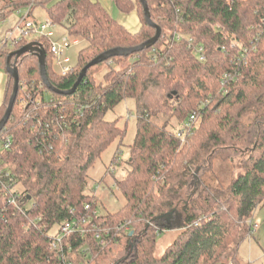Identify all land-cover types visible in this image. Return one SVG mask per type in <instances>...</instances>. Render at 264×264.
Here are the masks:
<instances>
[{
  "label": "trees",
  "instance_id": "obj_1",
  "mask_svg": "<svg viewBox=\"0 0 264 264\" xmlns=\"http://www.w3.org/2000/svg\"><path fill=\"white\" fill-rule=\"evenodd\" d=\"M51 1L0 0V22L42 6L54 26L86 41L76 65L60 75L53 69L50 40H35L46 51L49 83L60 92L70 90L97 56L140 46L155 35L139 0H111L121 13L137 11L141 28L135 34L97 1ZM145 2L161 29L155 45L90 68L71 96L46 89L34 55L19 59L20 86L0 133L11 145L0 152V162L12 173L16 190L21 188L25 213L5 206L0 187V264H60L48 231L84 214L86 204L97 208L95 195L86 192L88 172L124 138L126 129L104 118L126 99L136 105V133L128 171L115 180L124 204L97 218L113 231L104 248L88 239L68 240L74 264L85 260L79 252L86 246L85 264H224L228 256L231 264H243L238 244L248 236L255 208L264 204V0ZM189 40L203 47L204 61L188 48ZM27 43L23 39L11 51ZM244 48L248 52L240 60ZM9 53L0 54L3 68ZM124 59L130 63L112 68ZM104 66L109 70L97 83L95 75ZM7 76L0 120L13 89ZM192 113L197 117L192 134L181 142L176 132ZM60 116L67 123L63 132L45 128ZM173 209L181 215L179 235L156 258V238L166 223L153 220Z\"/></svg>",
  "mask_w": 264,
  "mask_h": 264
},
{
  "label": "rangeland",
  "instance_id": "obj_2",
  "mask_svg": "<svg viewBox=\"0 0 264 264\" xmlns=\"http://www.w3.org/2000/svg\"><path fill=\"white\" fill-rule=\"evenodd\" d=\"M58 0H52L50 4ZM100 1L103 6L106 5L110 11L109 15L117 21L121 14L115 4L108 0H93ZM33 8V7H32ZM28 12V8L22 9L19 12L9 14L3 22H0V33L3 34L7 29H12L18 20ZM29 19L34 20L38 24H45L47 20L46 9L38 6L32 9ZM48 31L52 32L55 38L62 35H67L62 26H53ZM69 36V35H68ZM73 37V36H72ZM41 38L37 34L28 36L25 40L29 43ZM75 38V37H74ZM78 44L70 46L63 53V58H68V63L64 64L65 67H74L77 62V55L79 50L84 48L86 41L76 38ZM12 50V49H11ZM10 50V52H11ZM3 62L4 59L0 58ZM130 63L129 60L124 59L120 64H112L113 69H119ZM53 69L58 72V66L53 65ZM109 70L108 66H104L96 75L95 80L97 83L102 81L103 75ZM49 98V94L46 96ZM106 121H117L119 128H125V135L122 141L116 140L111 147H109L100 157L95 165L89 170V181L87 193L96 192L97 210L99 214L114 213L124 204L123 198L120 196L119 191L115 188V180H121L125 177L128 167L126 161L129 157V146L133 143L136 133V105L133 100L126 99L120 102L113 110L106 113ZM1 147V143H0ZM114 170L111 175L108 169ZM21 188L17 185V191ZM251 221L258 225L250 237L246 236L239 242L237 247V256L243 264H263L264 254V204L257 206L253 212ZM58 231L54 227L48 231L50 237H54ZM179 235V229L162 230L156 238V247L154 255L156 258L161 257L164 251L176 240ZM134 243L131 242V245ZM117 251V248L114 250ZM230 256L223 259L224 264H231ZM106 264V262H104Z\"/></svg>",
  "mask_w": 264,
  "mask_h": 264
},
{
  "label": "built area",
  "instance_id": "obj_3",
  "mask_svg": "<svg viewBox=\"0 0 264 264\" xmlns=\"http://www.w3.org/2000/svg\"><path fill=\"white\" fill-rule=\"evenodd\" d=\"M31 12V6L28 7V12L22 16L12 29H9L3 34H0V54L8 49L14 48V45L19 41L26 39L32 34H37L40 37H45L50 40L49 52L52 56L53 65L59 67L58 73L60 75H65L68 72L69 67L63 66L68 63L66 59H63V53L70 46L77 44V39L64 35L59 38H52V34L48 31L54 25L50 20H46L45 24H38L34 20L29 19ZM264 22V18H263ZM178 39V37H177ZM188 48H192L199 61L205 60L204 49L202 46H195L192 44L191 40L188 41ZM248 49L244 48L240 52L239 59L245 60ZM230 77V74H225L224 79ZM197 117L195 113H192L186 123L181 126L176 132L177 138L184 142L185 138L192 134L193 124L195 123ZM57 129L58 131H64L67 127V123L62 116L47 122L45 128ZM1 147L0 152L10 149V138L6 137L0 139ZM108 173L111 175L114 173L113 168L108 169ZM15 179L12 173L5 167L1 166L0 162V187L5 192V206L8 209H12L20 214L25 213V206L21 202V195L15 188ZM96 195V192H93ZM7 210V209H5ZM97 208H91L89 204L84 206V214L79 216H74L70 220L62 223L54 237L51 238L50 248L53 250L59 260L60 264H74L75 254L69 256L71 252V247L68 245V240L72 237H78L81 239H88L87 241H93L98 246L104 248L106 244L111 240L112 228L106 225H102L103 222H98L97 218L99 216ZM4 218V214L1 215ZM248 237L258 229V225L253 223V221H248ZM123 225L121 226V228ZM127 229V228H126ZM117 233L120 231V227L115 230ZM89 247H84L80 250V254L84 255L83 261H79L77 264H85L86 256L88 255Z\"/></svg>",
  "mask_w": 264,
  "mask_h": 264
},
{
  "label": "water",
  "instance_id": "obj_4",
  "mask_svg": "<svg viewBox=\"0 0 264 264\" xmlns=\"http://www.w3.org/2000/svg\"><path fill=\"white\" fill-rule=\"evenodd\" d=\"M139 2L141 4L142 10H143L144 20L149 27H152L155 30V35L150 40L141 44L140 46H137L134 48H116V49L109 50V51L97 56L96 58L91 60L88 64H86L81 69L76 82L73 84L72 88L68 91L60 92V91L54 89L51 86V84L49 83V80H48L47 74H46V69H45L46 51H45V48L42 46V44H40L37 41H32V42L25 44L24 46H22L18 50L11 51L6 58L5 72L13 80V89H12V93H11L8 105L6 107V111L0 120V133L4 129L7 121L10 118L12 108H13V105H14V102H15V99L17 96L19 86H20V84H19V73H18V66L17 65H18L19 59L23 55L32 54L37 58L40 78H41L42 83L44 84V86L46 87V89L48 91H50L54 94L62 95V96H71L75 92V90L77 89V87L81 83V81L84 79V77L86 76V74L90 68L97 66V65H99V64H101V63H103V62H105L111 58H114V57H125V56H129L131 54L138 53V52L152 48L160 37L161 29L157 24H155L151 20V16H150V13L148 11V7H147L145 0H139ZM180 218H181V215L176 211V209H173L172 211L155 218L153 221L158 222L160 220H163L166 223L164 226V229L172 230L175 228L179 229ZM148 225H150V224H148ZM132 235H133V232H130L129 236L131 237Z\"/></svg>",
  "mask_w": 264,
  "mask_h": 264
},
{
  "label": "crops",
  "instance_id": "obj_5",
  "mask_svg": "<svg viewBox=\"0 0 264 264\" xmlns=\"http://www.w3.org/2000/svg\"><path fill=\"white\" fill-rule=\"evenodd\" d=\"M108 1L112 2L111 0H108ZM97 2H99L101 4V6L109 14L110 11L107 9L106 5L103 6L100 1H97ZM120 14H121L120 18L116 21L119 25H121L122 27H124L131 34H135V33H137L140 30L141 24H140V20H139V17H138V14H137V11L136 10H133L132 12H130L128 14H124V13H121V12H120ZM8 30L9 29H7L6 31H8ZM65 32H66V30H65ZM51 34H52V32H51ZM66 34H67V32H66ZM62 36H64V35H62ZM52 38H55L53 36V34H52ZM57 38H59V37H57ZM79 41L80 40L77 39V44L79 43ZM63 59H66L68 61V58H63ZM7 75L8 74L5 72V68H3L1 66V60H0V107H1V105L3 103L4 95H5V90H6L7 83H8V76Z\"/></svg>",
  "mask_w": 264,
  "mask_h": 264
}]
</instances>
